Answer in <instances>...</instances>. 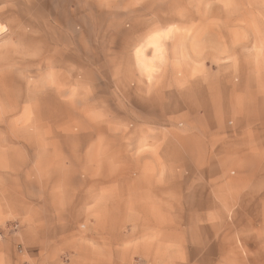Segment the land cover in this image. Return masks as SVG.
Here are the masks:
<instances>
[{"label":"rangeland","instance_id":"374dc122","mask_svg":"<svg viewBox=\"0 0 264 264\" xmlns=\"http://www.w3.org/2000/svg\"><path fill=\"white\" fill-rule=\"evenodd\" d=\"M0 264H264V0H0Z\"/></svg>","mask_w":264,"mask_h":264},{"label":"bare ground","instance_id":"6f19581e","mask_svg":"<svg viewBox=\"0 0 264 264\" xmlns=\"http://www.w3.org/2000/svg\"><path fill=\"white\" fill-rule=\"evenodd\" d=\"M8 21H10V20H8ZM22 27V26H21ZM23 29V28H22ZM19 30V29H18ZM64 118V117H63Z\"/></svg>","mask_w":264,"mask_h":264}]
</instances>
